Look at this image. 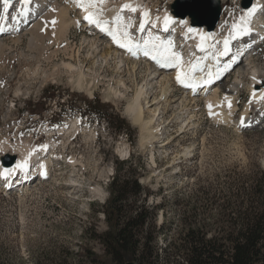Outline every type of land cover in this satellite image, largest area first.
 I'll use <instances>...</instances> for the list:
<instances>
[{
	"label": "rangeland",
	"instance_id": "1",
	"mask_svg": "<svg viewBox=\"0 0 264 264\" xmlns=\"http://www.w3.org/2000/svg\"><path fill=\"white\" fill-rule=\"evenodd\" d=\"M106 1L107 7H114L127 0ZM138 1L150 13L149 19L159 20L167 12L173 14L171 6L175 0ZM94 2L100 3V0ZM1 3L2 0L0 14ZM222 4L224 18L231 21L232 30L233 24H239L242 0H227ZM58 5L69 11L66 13L63 9L68 19L64 26L63 22L59 27L54 17L35 33L23 36L10 33L6 39H0V159L5 160L6 155H2L5 149L27 147L29 142L31 153L27 166L30 170H35L31 167L38 152L47 154V161L52 165V175L44 179L37 175L22 190H6L0 184V245L9 257L33 264L48 251L50 257L67 259L69 264H92L87 253L93 251L106 264H112L95 235L108 228L104 207L111 196L116 161L129 155L139 163L142 185L152 191L150 203L160 205L156 217L160 263L164 259L161 247L170 235L179 234L185 224L184 212L192 213L191 204L196 206V219L202 225L230 227L231 223L225 220L228 212L225 205L232 183L239 177L252 179V183L264 174V125L245 130L237 124L247 105L253 104L249 74L254 67L264 68V42L253 51L252 63L247 57L240 59L239 65L245 66L248 75L235 101L231 102V107L237 106L230 120L220 119L210 113L203 91L192 95L176 81L174 97L166 102L160 80L175 69H164L148 56L134 58L125 53L129 64L118 76L121 53L114 52L117 46L112 37L102 35L94 24L86 26L80 5L74 0H58ZM96 6L92 7L94 14L106 9ZM55 8L53 11L61 17V9ZM130 14L127 21V25L133 23L128 29L130 33L136 40L147 39L149 26L142 21V10ZM34 18L26 21V26ZM53 20L57 26L51 23ZM176 25L169 27L170 33L183 36L184 28L178 30ZM155 27L162 30L160 25ZM106 50L109 51L107 58L102 56ZM134 61L138 62L135 70ZM67 63L75 65V69ZM80 67L85 71L83 88L78 85ZM156 68L160 76L146 83ZM238 75L235 68L222 83L211 86L210 92L219 85L220 94L228 93ZM262 86L264 71L255 88ZM143 88L144 118L151 120L152 139L167 126L162 139L145 145L141 143L142 126L128 113L130 103ZM189 94L196 97L182 109L181 101ZM155 108H158L156 114ZM72 121L79 126L74 128ZM122 144H127L130 150L121 153ZM23 171L26 176L31 174ZM171 223L172 231L164 234L161 227L166 229Z\"/></svg>",
	"mask_w": 264,
	"mask_h": 264
},
{
	"label": "bare ground",
	"instance_id": "2",
	"mask_svg": "<svg viewBox=\"0 0 264 264\" xmlns=\"http://www.w3.org/2000/svg\"><path fill=\"white\" fill-rule=\"evenodd\" d=\"M225 1H227V0H221V3L225 2ZM74 2L76 5L77 4L79 5V0H74ZM138 2H140V1H138V0H127L124 4H126V3L131 4L133 7L137 8V11L142 10V13L147 11V10L143 9L141 6H139ZM50 3L52 4L51 7L53 6L52 8L50 7L51 9L49 8ZM50 3H49V0H31V4L29 6H27V9H25L23 4H22V0H13V4L8 9L7 13H5L3 3H1L0 36H3V37H0V39L4 38L6 35H9L10 33L19 34V36H23L26 33L28 34V32L35 33L36 30H38V29L40 30V27L43 28V26H46L47 21L51 18H54V17H56L58 19V20L57 19H55V20L58 21L57 23H59V25L64 22L63 23V26H64L65 22L67 23L66 20H68L64 17V13L65 12L69 13V11H67L64 7L61 8L60 7L61 5L60 4H59L60 6L58 5V0H56V1L50 0ZM86 3H87V0H86ZM100 3L94 2V0H93V3L91 4V6L88 7L87 12H85L84 8L80 7L82 10L81 11L82 19H84V17L86 15L93 13L92 7H95V5H97V6L100 5L99 7L101 9H103V8L105 9V7H106L105 10L107 12L105 10H103V12H102V11H100L101 10L100 9V10H98L100 12L96 13L95 15L102 22L108 21L109 23L106 26L109 27L112 31H116V29H117V23H116L117 16L122 17V21L119 25V29H120L121 34L125 30L129 31L128 29L133 27V23H131V26L128 29H125V25L128 24L127 21H129V18L131 15L130 13H132V12H130L126 9H123L122 5H124V4H122V5L120 4L121 5V8H120V5H116L114 7H107L108 5H107L106 0H103V2H100ZM263 5H264V0H254L253 4L251 6H249L247 8L242 7L243 8L242 15L245 17L244 25L246 28L250 29V31H248L246 33H242L239 37L232 39L230 41V43H229L230 51L228 52L227 55H221V53L224 50V39L226 37H228L230 34L232 36H236V33L234 32L233 29L231 30V28H230L231 21L225 20V18H224L225 9L224 10L222 9L221 18L219 19L217 26L213 30H208L206 26L193 25L191 18L189 16H187L186 18H182V17L175 18L176 15L171 14L169 12L162 14L161 17L159 16L160 17L159 20L158 19L154 20L153 18L149 19L150 13L147 11L149 13V16L147 17V19H145L144 15L142 17V18H144V19H142V21L144 23L148 24V26H149V31H148V35H147L148 37L146 36L147 39H149L150 35L153 38L156 36H159L160 41L158 43H163L164 45H167L168 42L171 41L172 46H173V50L181 53V55L183 56V61H182L181 66L163 67L164 69H175V70L170 75L169 74L165 75L163 78V81L160 80V83H162V85H161V90H162V94H163L162 98L165 99L166 102H168L170 100V97L173 96L172 94L175 91V89L173 88V83L175 81L178 82L176 80V76L178 74H180L181 71H183V72L189 74V76H188L189 82L194 84L195 87H191V88L185 87L178 82V84H180L181 88L184 89L185 91H188V93H190L192 95H193V93H195L197 91L199 92V90L203 91L202 94L204 93L205 104H206L207 108L209 109L210 113L212 115H215L216 117H218L220 119H229L230 120L231 115L233 114L232 112L235 109V106H237V105L229 108L228 103L235 101L237 95L240 92L241 85L245 82V75H248L247 69H245V66L239 65V63L241 62L240 59H243L242 55H244L246 53H252L258 46L257 43H255V42L260 40L261 37H263V34H262L263 28H261V26H260V24L264 25V12L262 10V9H264ZM99 7L97 9H99ZM54 8L55 9H61V11H62V12L60 11V13H62L61 17L57 16V14H56L57 12L53 11ZM63 9L65 10V12ZM229 9L231 12H233L232 7H230ZM253 9H254V11H252L251 15H249V12ZM22 10L24 11L23 15L20 14ZM65 15L67 16V14H65ZM166 15L172 16L174 18V20L176 22H178L177 25H176V23H174V24L169 25V27L170 26L173 27L174 25H176V28H178V30H179V28H181V29L184 28V35L183 36H182V34H178L175 36L173 34L165 33L167 31H169V27H168V30H165V26H164V18ZM30 18H34V19H33L32 23H30V25L28 24L26 26L25 22L28 21ZM76 21H78V20H76ZM86 21L87 20L84 21L86 26L93 25V24L88 23V21L87 22ZM150 21H152V23L149 25ZM181 21H187V23L186 24L180 23ZM226 21H227V25H226ZM240 23H241V21L239 18V24ZM54 25H56V24H54ZM157 25H160L162 30H160V29L157 30V28L155 27ZM181 25L184 27H181ZM59 27H61V25ZM190 27L195 28L196 31L193 33H189L188 29ZM96 28L100 33H102V35L104 33H106L104 31H101V28H99L97 26H96ZM131 32H133V31L131 30ZM191 34H193V36H191ZM131 36H132V39L134 41H137V42L142 41V40H136L132 34H131ZM194 36H195V38H193ZM246 38H247V40H245ZM5 39H6V37H5ZM147 39H145V40H147ZM114 45H116L118 47V48L114 47L115 48V49H113L114 52L118 53V54L121 53L120 57H121L122 65H120V67L118 68L119 69L118 76H120L122 72L127 70L126 66H127V64H129V61L124 58L125 53L128 56L134 57V58H138V57L141 58V56H144L143 48L137 50V54L135 56H133L126 49L120 48L119 45H117L115 43V41H114ZM108 54H109V51L107 52V50H106V52L103 53L102 56L103 57L105 56V58H107ZM240 56H241V58H240ZM252 56H253V54H251L247 58V60L250 61L249 63H252L251 62ZM148 57H149L150 61H153L150 56H148ZM145 60H147V59H145ZM153 63L157 64L156 62H153ZM67 64H69V66H70L69 68L75 69L74 68L75 65H71L72 63H67ZM137 65H138V62L134 61L133 65H132L133 70H135L137 68ZM193 65H196V71L194 74L191 73V68ZM152 66L153 65H149V68L150 67L153 68ZM232 66L234 69L238 68L240 75H238L237 79L233 82L234 83L233 86L228 88V90H229L228 93L220 94L221 86H219V85L214 90V92L211 93L210 87L215 85L216 83H219V84L222 83L221 81L224 80L225 77L229 76L231 74V71L234 70V69L231 70L230 67H232ZM154 70H157V71L154 72V75L152 76V78L147 80L146 83L149 84V83H151L152 79L158 78L160 76V74L158 73V69L156 68ZM77 71H78V74H80V78L78 77L80 79V83L78 81V83H79L78 85H80L83 88L84 87V79L83 78L85 75L84 74L85 71H83V67L78 68ZM263 71H264V68H262V67H254L253 70L251 71V73L249 74L250 78H251V82H250L251 84H250L249 88H251V91H252V103L253 104H251V105L248 104L247 107L245 108V110L241 113V115L239 117V122L242 124H244V123L247 124L248 122L254 121L255 119L258 122L261 120L260 119L261 116L264 115V86H262L260 88H255V85L260 82V75L263 73ZM209 73H212L211 77L208 76ZM206 78H210L212 80V82L210 84H205L204 80ZM82 79H83V83H82ZM121 80L124 82V80L122 78H121ZM203 88H204V90H202ZM208 88H210V89H208ZM144 89L145 88L141 89V91L139 93L137 92L138 94L135 97L133 103L132 104L130 103V105L128 107V113L132 116V119L136 124L139 123L140 126H142L141 128H143V130H142L143 135L141 138V141H142L141 143L145 145L147 143L156 142L157 139L161 138V136L155 135L157 138L152 139L151 136H154V134H153L154 129L151 127V120L147 121L144 118L145 110H144V103L142 100V97H143L142 95H145ZM190 94L187 95L186 98H184L181 101V106H182L181 108L182 109H185L189 105V103L191 101H193L194 98L196 97L195 96L193 98V96ZM234 104H236V103H234ZM209 105H212V107L209 108ZM157 110H158V108H155L153 110V113L156 114ZM182 116L183 115H180V117H182ZM252 116H254V118L249 119V117H252ZM72 122H74V121H72ZM152 123H153V120H152ZM248 125L249 124H247V126ZM78 126H79L78 123L74 122V128H77ZM166 129H167V126H164L162 129L163 137H164V133L166 132ZM52 134H54V133H52ZM151 134H153V135H151ZM28 144L30 145V143L28 142L26 144L27 147L17 146L15 149L12 148V150H10V151H8L7 149L4 148L5 150H4V153L2 155H8V154L9 155H15L16 159L18 156V160H16L15 163H13L12 165H6L4 162H8V161L6 159L5 160L0 159L1 160L0 161V177L5 179L4 174H3V170L5 168L12 170L11 175L13 173H16V171H19V170L23 171L25 169L27 171L28 169H30L28 166H26L24 168H17L16 167L18 164H23V163H26L28 165L27 161H28L29 155L31 153V148H30V146L28 147ZM48 146H49V144H48ZM128 150H130V147L127 146V144L126 145L122 144V146L120 147L121 153L127 152ZM48 152H50V150H48ZM54 155H57V154L54 153ZM31 156H32V154H31ZM46 156H47V154H45V156H43V155H39V152H38L36 155H34V158H33L34 163H35L34 169H38L39 167H42L43 179L46 176L51 174V172H50V170H51L50 162L51 161H49V160L47 161L48 158H46ZM8 159H10V158H8ZM71 164L73 165V162H71ZM11 175H9V176H11ZM9 176H8V178H9Z\"/></svg>",
	"mask_w": 264,
	"mask_h": 264
},
{
	"label": "trees",
	"instance_id": "3",
	"mask_svg": "<svg viewBox=\"0 0 264 264\" xmlns=\"http://www.w3.org/2000/svg\"><path fill=\"white\" fill-rule=\"evenodd\" d=\"M122 126V125H121ZM117 171L110 183L111 196L104 207L108 228L95 236L103 244L112 264L137 260L139 264H264V174L252 179L239 177L230 187L225 205V229L207 227L197 221L196 206L184 212L185 223L177 236L170 235L161 247L156 244V217L159 203H150L140 181L139 163L129 156L117 159ZM130 164L127 168L124 166ZM164 234L172 231L173 224ZM160 229V230H161ZM166 230V231H164ZM163 255V254H162ZM92 264H106L98 253L89 251ZM0 264H26L9 257L0 245ZM33 264H69L67 259L43 252Z\"/></svg>",
	"mask_w": 264,
	"mask_h": 264
},
{
	"label": "snow or ice",
	"instance_id": "4",
	"mask_svg": "<svg viewBox=\"0 0 264 264\" xmlns=\"http://www.w3.org/2000/svg\"><path fill=\"white\" fill-rule=\"evenodd\" d=\"M100 2H103V0H100ZM3 6H4V11L5 13L8 12V9L12 6L13 4V0H2ZM93 3V0H79V5L81 8H84L85 12L88 11V7L91 6V4ZM22 4L24 6L25 9H27V6H29L31 4V0H22ZM123 9H126L132 13L137 12V8L133 7L131 4H124L123 5ZM254 11L251 10L249 12V15H251V12ZM21 15L24 14V11L22 10ZM145 19H147V17L149 16V13L147 11H145L143 13ZM85 20L88 21V23L90 24H94L95 26L101 28V31L106 32L109 36L112 37V39L115 41V43L117 45H119L120 48L126 49L128 52H130L133 56H135L137 54V50L143 48V54L144 56H150L151 59L153 61H155L158 65H160L161 67H171V66H181L182 65V61H183V56L181 55V53L176 52L173 50V46H172V42L169 41L167 45H164L163 43H158L160 41V37L156 36V37H151V35L149 36V39L144 40V41H134L132 39L131 33L127 30H125L122 34L120 33V29H119V25L122 21V17L121 16H117L116 18V23H117V29L116 31H112L109 27H107L106 25L109 23L108 21H101L100 19H98L96 17L95 14H89L86 15L84 17ZM240 24H233V30L236 33V36H232L231 34L226 37L224 39V50L221 53V55H227L228 52L230 51L229 49V43L232 39H235L237 37H239L242 33H246L248 31H250V29L246 28L244 25V21H245V17L242 15L240 17ZM53 25L56 23L55 20H53L51 22ZM176 23V21L174 20V18L170 15H166L164 18V26H165V30H168L169 25ZM180 23H187V21H181ZM130 27V25H125V29H128ZM144 25L141 24L140 28L141 30H143ZM196 29L195 28H189L188 32L189 33H193L195 32ZM196 71V65H193L191 68V73H195ZM189 74L185 73L183 71L180 72V74H178L176 76V80L182 84L185 87H195L194 84H192L191 82H189L188 79ZM209 77L212 76V73L208 74ZM212 82V80L210 78H206L204 80L205 84H210ZM212 105H209V108H211ZM228 107L231 108V102L228 103ZM27 164L23 163V164H18L16 167L17 168H24L26 167ZM12 170L11 169H7L5 168L3 170V174H4V178L5 180H7L8 176L11 175Z\"/></svg>",
	"mask_w": 264,
	"mask_h": 264
},
{
	"label": "water",
	"instance_id": "5",
	"mask_svg": "<svg viewBox=\"0 0 264 264\" xmlns=\"http://www.w3.org/2000/svg\"><path fill=\"white\" fill-rule=\"evenodd\" d=\"M253 0H242V6L247 8L251 6ZM172 12L178 17H191L193 25L206 26L208 30H213L221 18L222 3L221 0H175L172 4ZM5 159L10 161L4 162L6 165H12L15 155H6ZM124 264H139L137 260H129Z\"/></svg>",
	"mask_w": 264,
	"mask_h": 264
}]
</instances>
